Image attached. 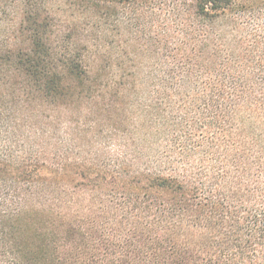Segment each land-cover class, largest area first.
<instances>
[{"label": "trees", "instance_id": "trees-1", "mask_svg": "<svg viewBox=\"0 0 264 264\" xmlns=\"http://www.w3.org/2000/svg\"><path fill=\"white\" fill-rule=\"evenodd\" d=\"M0 264H264V0H0Z\"/></svg>", "mask_w": 264, "mask_h": 264}]
</instances>
